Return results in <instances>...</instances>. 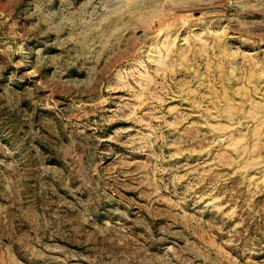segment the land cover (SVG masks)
I'll return each instance as SVG.
<instances>
[{
  "label": "rangeland",
  "instance_id": "374dc122",
  "mask_svg": "<svg viewBox=\"0 0 264 264\" xmlns=\"http://www.w3.org/2000/svg\"><path fill=\"white\" fill-rule=\"evenodd\" d=\"M0 264H264V0H0Z\"/></svg>",
  "mask_w": 264,
  "mask_h": 264
}]
</instances>
